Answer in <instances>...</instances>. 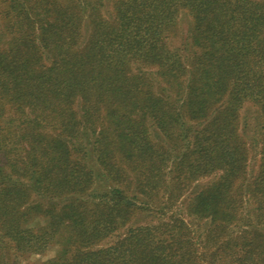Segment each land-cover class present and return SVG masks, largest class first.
Returning <instances> with one entry per match:
<instances>
[{"label":"trees","instance_id":"obj_1","mask_svg":"<svg viewBox=\"0 0 264 264\" xmlns=\"http://www.w3.org/2000/svg\"><path fill=\"white\" fill-rule=\"evenodd\" d=\"M51 245L264 264V0H0V264Z\"/></svg>","mask_w":264,"mask_h":264},{"label":"rangeland","instance_id":"obj_2","mask_svg":"<svg viewBox=\"0 0 264 264\" xmlns=\"http://www.w3.org/2000/svg\"><path fill=\"white\" fill-rule=\"evenodd\" d=\"M189 24V19L185 16H182L177 26L175 27V30L173 34L169 35L167 39L168 46L170 48H179L186 40L187 37V28ZM240 117H242L245 114H255V109L253 107L244 106L242 110L239 112ZM209 179H204L199 181V183H205ZM123 230L120 231L122 233ZM113 237L106 238L102 242H100V247H104L109 245L113 241ZM57 245H51L47 251H45L42 255H30L28 257H18L15 253L12 251H8L6 254L10 259H12L15 264H39L40 262L47 260L54 256L55 252L57 251Z\"/></svg>","mask_w":264,"mask_h":264}]
</instances>
